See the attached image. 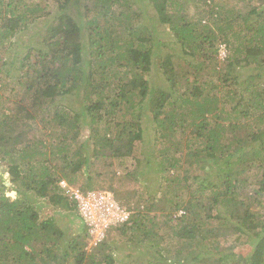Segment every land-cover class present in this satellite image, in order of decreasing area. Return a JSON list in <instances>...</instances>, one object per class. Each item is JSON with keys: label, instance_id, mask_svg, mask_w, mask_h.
<instances>
[{"label": "trees", "instance_id": "trees-1", "mask_svg": "<svg viewBox=\"0 0 264 264\" xmlns=\"http://www.w3.org/2000/svg\"><path fill=\"white\" fill-rule=\"evenodd\" d=\"M75 1L0 0V51L12 43L24 52L18 69L12 61L17 54L10 63L0 58V71L8 64L7 70L18 71L13 75L23 93L14 110L24 120H0V152L9 157L10 177L5 181L0 173V264H115L111 231L155 247L159 230L161 244L175 240L177 260L156 249L148 264H264V208L257 211L264 197V0H84L80 17L87 27L68 13ZM110 16L117 20L114 30ZM79 24L88 29L87 42ZM159 26L195 61H184L194 69L181 74L173 65L178 55H165L159 69L167 90L148 80ZM220 45L228 51L224 61L217 57ZM105 47L109 54L98 70L96 58L86 69L82 52L88 48L102 58ZM112 84V98H92ZM4 87L0 82V107ZM176 91L180 107L171 100ZM67 94L76 100L82 95V113L90 118L89 135L78 144L83 115L60 101ZM144 117L155 125L159 143L145 167L163 174L164 185L152 195L133 186L121 192L140 181L142 160L133 153L143 142ZM32 124L40 128L38 145L20 141ZM129 157L138 164L120 179L112 163ZM61 181L82 192H110L130 211L129 220L88 250L85 228L65 242L54 219L40 216L47 206L75 211ZM9 182L14 197L6 195ZM154 212L161 228H146ZM229 236L242 247L235 255L219 246Z\"/></svg>", "mask_w": 264, "mask_h": 264}, {"label": "rangeland", "instance_id": "rangeland-1", "mask_svg": "<svg viewBox=\"0 0 264 264\" xmlns=\"http://www.w3.org/2000/svg\"><path fill=\"white\" fill-rule=\"evenodd\" d=\"M84 3V0H77L74 3L70 4L69 6V14L74 18V20H80L81 21V25H84L87 27V21L85 19L84 16L80 17V14L83 15L85 14V10L83 9L82 5ZM48 10L52 12L51 16H55L56 13L53 9L54 7H52V5L50 4V2L48 1ZM42 13V12H41ZM50 16V17H51ZM146 19V16H145ZM116 22L117 20L114 18V16H110L109 20H108V25L111 28H113L112 30H114V26H116ZM35 27H40V24L37 22H35ZM80 26V24H79ZM160 28L158 29V35H156V38L153 40V45H152V53H153V60H152V66H151V71L148 75V80L151 86L154 87H163L166 88V90L168 89L169 85L166 81V79L163 77L162 73L160 72L159 67L161 68V64L160 61L163 60V58L165 57V55L167 53H175L178 55L179 61L175 60L173 65L177 68V70H179V72L181 74H190L192 72V68H190L189 66H187L186 64H184V61H189L191 62L193 65L195 63V61L193 62L192 57L191 56H187L184 55L181 51V49L179 48L178 45L173 44L174 43V39L171 38V36H169L168 34H166V32L164 31L165 28H163L162 26H159ZM81 28V33H82V39L86 40L87 42V38L86 35L88 33V29L80 26ZM26 37V36H25ZM25 37H16V40H26ZM199 38H196L195 42H198ZM173 42V43H172ZM10 47L8 48L7 51H0V58L1 60H8L9 63L11 62V58L13 57L14 54H17L18 56L12 60L15 63L14 69H18V61L24 56V52H22V48H15L12 47L11 45H13L12 43H9ZM106 49V55L103 56L102 58H98L97 57V53L95 51H92L93 54L89 53V49L86 48L83 52H82V62H83V66H86V69H89L90 67L87 64H90L91 60H94V58L97 59V70H98V63L104 59L107 58L108 54H109V48L105 47ZM176 55V56H177ZM228 56V51L224 48V45H220L218 47V52H217V57L218 60L220 61H224L223 59H226V57ZM185 58V59H184ZM34 59V58H32ZM11 67V64L6 66ZM3 68L2 71H0V82L3 83L5 85V89L2 90L1 92L3 93V97L6 99L5 105L3 107H0V120H2L4 118V116H8V117H17L18 119V123L22 124L23 118L19 115L16 114L14 108H15V101H17L19 99V97H21V94L23 93V89L19 87L18 84H16V78L14 75H16L18 73V71H11L12 68H9L8 70L10 71V76H7L5 78V72L8 71L7 68ZM194 69V68H193ZM26 70V69H24ZM14 74V75H13ZM247 71L245 69L243 70H239V75L242 78H245L247 76ZM111 82L114 83V79H111ZM24 88V87H23ZM25 89V88H24ZM171 93V92H170ZM82 94V93H81ZM99 95L102 98H112L114 96V85L112 84V88L111 91L108 90H102V91H98L95 94L92 95V98H96V96ZM171 97V100L175 103L176 107H180V99L178 95H181L180 92L176 91L173 92ZM82 96V95H81ZM81 96L79 98H81ZM74 99V97L70 94H67L65 96H63L62 98H60V101L63 102V104L68 105L73 107V109L77 110V109H81L82 107H84V104L82 102V99ZM137 101V100H136ZM56 102L58 103V100L56 99ZM81 105V106H80ZM134 105H136L134 103ZM128 111V113H127ZM125 113L128 115H131V109H128ZM85 112V110L81 109V112ZM82 117L79 118V124L81 126V131L82 133L80 135H78L77 137V144L80 143L81 141H85V139L88 137L89 135V120L90 118L84 117V114L82 113ZM86 119H84V118ZM149 117H144L141 121V128L143 130V142H137L136 143V147L133 153V156H136L139 161H141L139 164L135 163L133 160H131L132 158H125L122 162L120 161H114L112 164V170L116 173L117 177H119L121 179L124 178L127 174L132 173V170L134 169V166L136 164H138V166L136 167V173L140 174L139 182L136 183H132L129 182L128 186H122L120 191H126V190H130V188L133 187H140V188H144L147 193L149 195H152L154 193H157L160 189L161 186L164 185L163 183V174H156L154 172V170H146L147 168L145 167V164L147 163L146 160V156L151 154V153H155L153 150H158L159 149V143L157 142V140L155 139V135L157 133L156 127L155 125H153V123L151 121L148 120ZM83 121L86 123H83ZM15 127L17 129H19V126L17 124ZM34 126V128H32L28 135H25L24 138H22L20 141H24L26 144L31 145L32 143H36L35 145H38L39 140H37V138H34V134L35 136H38V133L36 132V130L40 129V128H36L37 125L32 124ZM4 127V126H3ZM1 128V127H0ZM8 129V128H5ZM42 136L44 138V135L42 133ZM41 137V135H39V138ZM30 140V141H29ZM19 145V144H18ZM85 152H87V154H89V152L86 150ZM109 153V152H106ZM158 153V152H156ZM49 157V155L47 156V158ZM6 158H9L6 155H3V153L0 152V173L2 174V179H5V181H9V175H8V171H6V167L8 165ZM16 158V157H15ZM152 161V160H150ZM152 165V164H151ZM153 168H155V165H153ZM91 169L94 170V168H90V171L95 175V173L92 171ZM100 172V171H99ZM118 178V179H119ZM203 179V177H200ZM124 180V179H123ZM81 184V183H79ZM59 185H61L59 183ZM63 185H67V183L63 182ZM117 186H120L119 184ZM8 187H11V191H6V195H9L10 197H14V186L11 182L8 183ZM164 188V187H163ZM77 189V188H76ZM118 189V188H116ZM186 197V195H184ZM180 201V199H179ZM71 202V201H70ZM72 203V202H71ZM73 205V203H72ZM74 206V205H73ZM46 207V205L44 206ZM75 207V206H74ZM48 208V209H47ZM46 211L45 212H40V216L41 217H52L56 223V225H58L59 229L62 232V236H63V240L68 241L72 238H74L76 235L82 234L84 231V228L82 227L83 225H81V220L78 216V213L75 209L74 212H70L69 210H63L60 209L58 207H53V206H47ZM264 208V197L261 198V206L260 208H258L257 211H261ZM150 218H153L152 222H149L146 225V228H151L153 225H155L158 228H161L160 225V215L158 212H154L151 213L149 215ZM83 242H86V236L85 233L83 234ZM109 239H110V243L112 246V256L114 258L115 264H148V254L152 251H155L156 249H160V254L163 255L168 261L169 260H177L175 258L172 257L175 256V254L177 253L179 247H177L175 240H171L172 243H170V245L167 244V240L165 238V240L163 241V243H160V239L162 238V234L160 236V230H159V237L156 239V243L157 246H153L148 244V242H143V246L142 245H137V242H131L127 237L125 236H118V232H110L109 235ZM151 238H155L154 234L151 236ZM172 239H174L173 237H171ZM235 237L233 236H229L223 239H219V246L220 248L222 247V249L225 248H229L228 250H230L229 252L231 253V255H235V253H238L239 250H242V247H240L239 244H235L234 242ZM236 245V247L234 248V246ZM233 247V248H231ZM86 250H88L87 245L85 246ZM183 254V252H182ZM179 255V254H178ZM180 260H183L182 255L179 257Z\"/></svg>", "mask_w": 264, "mask_h": 264}, {"label": "built area", "instance_id": "built-area-1", "mask_svg": "<svg viewBox=\"0 0 264 264\" xmlns=\"http://www.w3.org/2000/svg\"><path fill=\"white\" fill-rule=\"evenodd\" d=\"M65 195L73 203L86 230L88 249L99 245L111 227L124 224L130 218V211L107 191L82 192L63 185Z\"/></svg>", "mask_w": 264, "mask_h": 264}, {"label": "clouds", "instance_id": "clouds-1", "mask_svg": "<svg viewBox=\"0 0 264 264\" xmlns=\"http://www.w3.org/2000/svg\"><path fill=\"white\" fill-rule=\"evenodd\" d=\"M63 182H64V181H61L60 183H63ZM64 183H65V182H64ZM59 186L64 190V187H62V185H59ZM67 186H68V185H67ZM68 187H69V186H68ZM70 188H72V187H70ZM73 189H76V188H73ZM64 195H65V190H64ZM65 196H66V195H65ZM119 203H120V202H119ZM82 225H83V224H82ZM117 227H118V226H117ZM83 228H85V227L83 226ZM112 228H114V227H112ZM110 229H111V228H110ZM110 229H109V230H110ZM109 230H108V231H109ZM108 231H107V232H108ZM106 234H107V233H106ZM85 236L87 237L86 233H85Z\"/></svg>", "mask_w": 264, "mask_h": 264}]
</instances>
